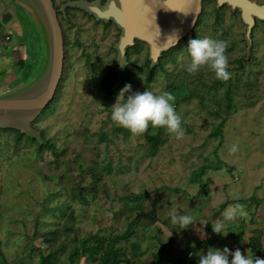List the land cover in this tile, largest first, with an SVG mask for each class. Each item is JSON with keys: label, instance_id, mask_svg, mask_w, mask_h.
I'll return each mask as SVG.
<instances>
[{"label": "rangeland", "instance_id": "obj_1", "mask_svg": "<svg viewBox=\"0 0 264 264\" xmlns=\"http://www.w3.org/2000/svg\"><path fill=\"white\" fill-rule=\"evenodd\" d=\"M66 1L55 0V3L61 7ZM254 1L264 4V0ZM215 4L207 2L203 6L202 15L205 11L207 15L200 28L199 39L208 37L220 40L229 30L237 45L229 62V67L234 69L237 67L236 58L247 53L243 42L246 26L239 12L234 13L229 8L223 11V20L216 25ZM66 17L68 19L64 22L60 18L68 38V55L62 80L54 100L33 121V127L50 140L61 154L58 162H53L55 155L51 149H38L40 142L37 139V142L27 137L20 140L16 131L5 132L0 129V242L8 263L30 246L25 252L29 250V257L32 250L38 248L48 254L49 248L43 240L34 239L36 225L41 231L53 229L62 222V212L71 210L76 212V228L80 237L106 229L117 237V247L124 250L125 237L134 233L131 241L142 246L144 264L152 261L156 238L166 243L170 236L177 235L172 252L179 251L182 244L187 243L185 240L197 241L192 231L202 227L203 222L212 229L204 216L210 211L193 213L187 207L190 204L188 199L202 204L205 192L201 185L191 182L192 175L204 165L217 164L218 159L233 170L230 172L222 166L220 171L207 172L204 182L210 194L206 198V203L209 200L208 207L210 202L218 209L228 200L250 197L264 199V22H260L253 30L254 64L245 69L246 76L260 81L257 93L259 102L255 107L247 108L250 101L236 96L235 113L225 126L222 147L217 150L219 140L210 137L219 122L210 114L214 108L212 105L204 108L196 98L182 104L177 110L182 125L188 130L184 138L177 140L161 128L170 139L157 157L148 158L144 135L133 136L129 130L117 126L111 120V108L125 86L121 80H116L112 86L110 106L105 100L102 74L109 75V69L117 66V52L113 45L119 30L114 26L106 28L103 23H98L77 9H69ZM0 23L3 25L0 29L2 95L16 89L21 83L19 81H23V71L18 68L21 67L20 61H24L26 66L29 61L33 72L37 69L42 40L40 38L39 43L36 39L40 35L34 32L26 44L20 45L12 53L10 46L7 47L8 41L4 42L3 37L6 33L13 37L12 29L19 31V24L11 15L0 19ZM148 55L147 46H143L131 56L132 59L144 60ZM189 64L190 56L185 50L176 57L175 62L166 64L171 77L160 73L150 91L156 95L167 92L168 87L177 80L180 70L187 69ZM237 72L232 70L230 73L236 78ZM189 79L194 87L209 93L203 86V83H209L208 79ZM131 88L132 93L146 90L143 79L138 77ZM151 129L154 133L158 132V129ZM102 135H107L110 142H98ZM234 144L238 145V151L232 153L230 149ZM109 163L112 174L93 179L100 167ZM104 185L105 189H102ZM94 187L97 192L93 191ZM174 189H178L181 194L173 192ZM131 195L145 199L142 206L147 212L151 211V200L170 201L172 206L163 216L169 219L170 224L173 214H186L200 220L182 231L173 224L166 226L158 223L157 226H151L147 221L137 228H130L136 214L120 210L122 198ZM83 196L87 203L82 201ZM222 213L213 212V222L223 221ZM197 243L193 245L195 248L198 247ZM178 247L180 249L176 250ZM26 261L24 264L36 262ZM75 264L87 262L82 258Z\"/></svg>", "mask_w": 264, "mask_h": 264}, {"label": "trees", "instance_id": "obj_2", "mask_svg": "<svg viewBox=\"0 0 264 264\" xmlns=\"http://www.w3.org/2000/svg\"><path fill=\"white\" fill-rule=\"evenodd\" d=\"M207 2L215 3V1L213 0H205L204 4H206ZM224 8L225 7L217 9V6L215 7L216 25H219L223 20ZM59 15L61 16L63 22L67 21L68 18L64 17L62 13H59ZM206 15L207 12L205 11L198 20L197 26L194 29L193 33L190 36L186 37L183 41H181L176 48H173L169 52L165 53L160 60V64L154 69H150L151 62L149 61V55L146 56L144 60L132 59V53L137 52L139 47L144 45L142 43H137L135 48L128 51L129 63L124 72H116V69L119 66V64L116 62L117 66L115 68L109 69V75L102 74L101 82L103 85V90L106 92L105 100L107 105L110 106V104L112 103V86L116 80H121L124 85L130 84L132 86L135 83L137 77L142 78L146 89L150 91L152 85L158 80V76L160 73H163L166 77L170 78L171 73L168 71V69H166V64L168 62H175L176 57L187 50L186 47L191 39H199V31L201 26L203 25ZM105 26L106 28L110 27V25ZM2 28L3 25L0 23V29ZM119 37L120 31H118L117 41L119 40ZM7 38H10V40H8L7 42V47L9 48L10 44L12 43L13 37L9 36V34L6 33L3 37L4 42L7 41ZM64 38L65 46L67 47L68 38L65 30ZM220 40L227 41L228 43L226 55L228 57V61L230 62V56L233 55L237 50V45L235 44V42H233L234 40L231 36L230 31L228 30L227 33L220 38ZM243 42L246 44L245 40H243ZM245 46L247 47V45ZM246 57L247 53H245V55L243 56H238L236 58L237 67L234 69H231L229 67L230 72L232 70H236L238 72L236 78H234L231 74L230 80L226 83L217 80L214 76V73H212L207 68L200 70L196 75H190L187 72V69H181L176 77L177 80L175 81L174 85L169 86L167 89V92H171L176 97V111L181 107L182 104L188 103L196 98L199 99L204 108H208L209 105H212V107L214 108V112L210 114L214 118L219 120V122L215 125L210 137L219 140L217 150H219L223 145L225 126L235 113L236 96L244 97L245 99L250 101L246 105L247 108H253L259 102V96L257 95V93L260 90V81L259 79L251 80L248 76H246L245 70L246 67H251L254 64L253 53L249 60H246ZM28 62L26 64L30 67H27L24 64V61H20L19 63V66L21 67L18 68L23 71V81H19L21 83L25 82L33 73L31 63L29 64ZM192 77H196L198 79L201 78V80L208 79L209 83H203V86L209 91V93L199 90L197 86L194 87V83L189 79ZM182 126L185 128V130H187V127L184 124ZM8 131L11 132L16 130H5V132ZM16 132L18 133L17 136L20 140L27 137L19 131ZM41 136L44 143H37L38 149L40 151H43L46 148L51 149L55 155L53 162H58L61 154H59L55 150V146L50 140L46 139L42 134ZM27 138L29 140L37 142L35 139L29 137ZM144 139L146 140V156L148 158H155L159 155L161 149L167 144L170 138L169 136L165 135L164 131L161 128H159L158 132L156 133H154L153 130L149 128L148 131L144 134ZM103 141H107L109 143L110 139L107 135H102L101 139L98 142L101 143ZM217 162L218 163L215 165L209 163L202 166L192 175L191 182L193 184L201 185L205 192L204 198L201 199L202 204L196 202L194 203L193 201L188 199L190 204L188 205L187 210H192L193 213H203V211L205 210L206 198H208L210 194L204 182V177L209 170L220 171L222 166L228 168L230 172L233 170V168L226 165L222 160L218 159ZM105 174H112L111 163L101 166L97 174L93 175V179H97ZM102 189H105V185L102 187ZM93 191L97 192V188L94 187ZM173 192L181 194L178 189H174ZM122 199L123 203L120 211L123 213L136 214L135 219L130 223V228H137L144 221H147L151 226H157L158 223H162L166 226L172 225L170 224L169 219H164L163 217L165 216L166 210L170 209V207L172 206V203L170 201L151 200L152 208L151 211L147 212L142 206V203L145 199L135 195H131L130 197H123ZM147 199L149 200V195H147ZM82 201L84 203L88 202L85 196L82 197ZM236 203L244 204L247 207L255 206L256 208H258L263 203V200L257 199L256 197L228 200L222 203L218 207V209H215L214 212L222 213L229 207V205H234ZM76 217V212L74 210H71L70 212H62V222H60V224L53 229L41 231L39 229V225H36L34 239H42L44 244L48 246L49 253H43L42 249L40 248L36 250L34 249L31 252V256H28L29 259H26L27 261H25L28 263H33V260H35V264H75L78 260L84 258L87 264H144L142 261L144 255L142 246L134 241H131V237L134 235V233L125 237L126 246L124 250H121L117 247V237L109 233L106 229H100L94 235L80 237L76 228ZM199 220L200 219L196 217L194 218L193 216V224ZM192 225H190L189 227H191ZM176 227L179 231H182L178 226ZM246 229L247 224L244 221L242 223L232 222L229 224L228 237L231 240L233 246H238L242 242ZM159 233L163 234V232L160 230ZM156 240L157 245L151 254L152 261L150 264H183L185 258L190 252L196 253L198 249H204L206 247L212 246V243H207L205 241L199 243L197 245L198 247L196 248L190 242L183 243L181 249L182 256L176 260H172L170 256V247L173 246L174 240L169 239L166 243L157 238ZM30 247H27V249ZM249 249L253 253L261 254L263 252L261 238H252L249 243ZM25 252H23L21 255L14 256L13 260L10 263L5 260L4 253L2 252L3 262L1 264L15 263L20 257L25 254ZM24 262L22 264H24Z\"/></svg>", "mask_w": 264, "mask_h": 264}, {"label": "water", "instance_id": "obj_3", "mask_svg": "<svg viewBox=\"0 0 264 264\" xmlns=\"http://www.w3.org/2000/svg\"><path fill=\"white\" fill-rule=\"evenodd\" d=\"M205 0H67L59 12L66 17L68 9H77L97 22L113 23L121 31L114 49L116 72L128 66V50L137 42L149 48L150 69L160 64L163 55L190 36L203 13ZM217 8L228 7L239 12L246 26L247 57L252 55L253 30L264 22V4L254 0H213ZM11 15L19 24L13 28L10 52L24 45L34 32L39 33L40 64L30 77L11 92L0 95V129H12L43 144L41 134L32 126L54 100L63 76L65 42L54 0H0V19ZM34 28V29H33ZM31 39V38H30ZM124 66L123 68L120 66ZM29 254L14 264H22ZM3 262L0 247V264Z\"/></svg>", "mask_w": 264, "mask_h": 264}, {"label": "clouds", "instance_id": "obj_4", "mask_svg": "<svg viewBox=\"0 0 264 264\" xmlns=\"http://www.w3.org/2000/svg\"><path fill=\"white\" fill-rule=\"evenodd\" d=\"M227 47V41L208 37L191 39L186 47L190 56L187 72L190 75H196L200 70L207 68L214 73L217 80L228 82L231 73L226 55ZM120 66L124 67L121 64ZM175 100L176 97L171 92L156 95L146 89L144 92L132 93L131 85L126 84L120 90L116 103L111 108V120L117 126L129 130L133 136L144 135L149 127L164 128L169 135L181 140L184 138L186 130L176 111ZM230 151L237 152L238 145H232ZM248 215L246 205L241 203L229 205L222 213L223 221L217 220L212 224L213 232L217 235L227 236L228 233L224 231V221H234L237 217L247 218ZM171 223L178 226L180 230L187 229L193 224V217L186 214H173ZM197 255L198 264H264V259L245 256L239 249L231 252L227 247L222 251L209 248L206 254L200 252ZM229 256L232 257L231 261Z\"/></svg>", "mask_w": 264, "mask_h": 264}, {"label": "crops", "instance_id": "obj_5", "mask_svg": "<svg viewBox=\"0 0 264 264\" xmlns=\"http://www.w3.org/2000/svg\"><path fill=\"white\" fill-rule=\"evenodd\" d=\"M261 200H263V203L258 208H256L255 206H253V208L252 207L246 208V210L249 213L247 218L237 217V219L234 221H224V225H225L224 231L227 233H228V226H229L230 222L242 223L244 221L247 224V229H246V232L244 234L243 240L238 246H233L231 240L228 237V234H227V236L217 235L216 233L213 232V229L207 227V224L205 222H203L202 227H198L197 230L192 231L193 236L195 239L197 238L196 239L197 241L192 242V241H189L187 239L184 242H191L192 245H194V243L198 242L197 244H199V243L204 242V241L207 243H212L211 247L209 246V247H206L204 249H198L196 253L194 252L196 259H197V262H198L197 253L203 252L204 254H206L209 248H213V249L216 248V249H219L222 251L225 247H227L231 252H234L236 249H239L245 256L249 255L251 257H258L260 259H264V199H261ZM208 203H209V200L206 203L207 206H206L204 211H210V212L209 213L203 212V213H204V216L207 217V220L210 222V223L208 222V224L212 225L213 223H215L211 219L213 212L215 211V207L211 202H210V206L208 207ZM221 218L223 220V216ZM207 220H204V221L207 222ZM176 236L177 235H175L173 237L170 236L169 239L176 240L175 239ZM258 237L261 238V244L263 247V252L261 254L253 253L249 249L250 240L252 238H258ZM161 241H163V240L161 239ZM172 247L174 248V245L170 247V249H171L170 256H171L172 260H176L182 256V251H181L182 248L180 249L178 247L176 250L180 249L179 251L172 252ZM231 259H232V257L229 256L230 261H231Z\"/></svg>", "mask_w": 264, "mask_h": 264}, {"label": "flooded vegetation", "instance_id": "obj_6", "mask_svg": "<svg viewBox=\"0 0 264 264\" xmlns=\"http://www.w3.org/2000/svg\"><path fill=\"white\" fill-rule=\"evenodd\" d=\"M88 1H94V0H88ZM54 2H55V0H54ZM103 3H105V0H103ZM216 3V2H215ZM263 4V3H262ZM216 6H217V4H216ZM55 7H56V9L58 10V14L60 13L59 12V10H60V8L56 5V3H55ZM223 8V7H222ZM225 9H228V7H225L224 8V10ZM230 9V8H229ZM69 10V9H68ZM67 10V11H68ZM83 12V11H82ZM85 13V12H84ZM86 14V13H85ZM88 15V14H87ZM239 15H240V13H239ZM89 16V15H88ZM241 16V15H240ZM90 17H92V16H90ZM61 17H60V15H59V19H60ZM94 20H95V18L94 17H92ZM96 21V20H95ZM61 22V21H60ZM98 23H100V22H98ZM259 23L260 22H257V26L259 25ZM102 24V23H101ZM104 24V23H103ZM104 25H106V24H104ZM110 26H114L117 30H119L118 28H117V26H115L113 23H111V24H109ZM61 26H62V29H63V35H64V27H63V24L61 23ZM197 26V25H196ZM196 28V27H195ZM120 31V30H119ZM120 35H121V31H120ZM120 38V37H119ZM244 40H245V36H244ZM119 41V40H118ZM117 41V42H118ZM64 42H65V38H64ZM116 42V43H117ZM115 43V44H116ZM137 43H141V42H137ZM115 44H114V46H115ZM142 44H144V43H142ZM137 45V44H136ZM143 46H147L146 44H144V45H142L141 47H143ZM136 47V46H135ZM134 47V48H135ZM141 47H139V49L141 48ZM147 48H148V46H147ZM131 49H133V48H131ZM138 49V50H139ZM115 50V49H114ZM130 50V49H129ZM128 50V51H129ZM116 51V50H115ZM148 51H149V48H148ZM67 55H68V53H67V47L65 46V61H64V69H65V67H66V57H67ZM117 59V58H116ZM63 72H64V70H63Z\"/></svg>", "mask_w": 264, "mask_h": 264}, {"label": "built area", "instance_id": "obj_7", "mask_svg": "<svg viewBox=\"0 0 264 264\" xmlns=\"http://www.w3.org/2000/svg\"><path fill=\"white\" fill-rule=\"evenodd\" d=\"M10 40V38H7V41ZM183 264H198L195 253L190 252L187 257L185 258V261Z\"/></svg>", "mask_w": 264, "mask_h": 264}]
</instances>
